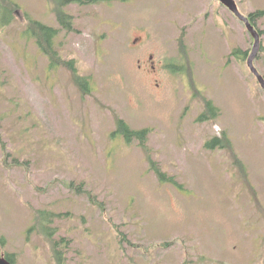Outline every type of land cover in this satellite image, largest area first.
Returning a JSON list of instances; mask_svg holds the SVG:
<instances>
[{
	"label": "rangeland",
	"instance_id": "obj_1",
	"mask_svg": "<svg viewBox=\"0 0 264 264\" xmlns=\"http://www.w3.org/2000/svg\"><path fill=\"white\" fill-rule=\"evenodd\" d=\"M0 8V256L58 264L47 210L67 264H264V89L243 21L217 0L71 3L67 25L53 0ZM30 20L59 30L56 65ZM208 100L219 113L201 121ZM119 119L148 130L143 144ZM214 137L225 147L207 148Z\"/></svg>",
	"mask_w": 264,
	"mask_h": 264
},
{
	"label": "trees",
	"instance_id": "obj_2",
	"mask_svg": "<svg viewBox=\"0 0 264 264\" xmlns=\"http://www.w3.org/2000/svg\"><path fill=\"white\" fill-rule=\"evenodd\" d=\"M96 1L97 0H53L56 6V13L58 15L59 21L65 25L69 23V20H68L69 16L67 12L64 11V8L68 4H71V3L86 4V3L96 2ZM0 10H2V8H0ZM6 13L8 15L5 19H2L1 23L3 24H9L12 21L11 12L6 11ZM248 16L250 18V21L256 27L257 20L264 16V10L253 12ZM30 21L31 22H30V27L28 29V33L30 34L31 37H37L38 42L41 45L42 49L46 53L50 54L53 66L56 65V63L59 62V58L57 56L58 52L54 49V39L59 33V30L51 26H48L42 22H39V21H34V20H30ZM259 32L261 34V31ZM241 52L239 50H234L233 55H236L237 57L241 58L240 56ZM67 65L72 69L74 78L77 84L82 88L84 92L88 93L91 89L90 79L78 75L77 68L75 67V62L73 60L67 62ZM218 113H219V109L213 104L211 100H208L206 103L205 112L201 114L199 119L201 121L207 120L211 117H215ZM116 132L118 134L123 135L125 139L129 142L132 141L133 139H138L143 144V142L147 138L148 130L132 129L125 120L119 119L117 123ZM224 143L225 142L223 141L222 138L214 137L206 143V147L210 149L223 148L225 147ZM153 167H154V170L157 172L159 179L162 182L171 183L177 188L183 189V186L173 176H169L166 172H163L161 168L155 166V164ZM55 216L57 215L50 211H47V210L40 211L39 219H38L39 224H40L39 229L41 230L40 232L46 235V237H48L49 240L51 241L50 243L52 244L54 256L58 264H67L65 261V249L68 247L69 241L65 237L55 238L56 233H57V228L52 226ZM6 257L12 263H14V260L13 258L10 257V255H6Z\"/></svg>",
	"mask_w": 264,
	"mask_h": 264
},
{
	"label": "water",
	"instance_id": "obj_3",
	"mask_svg": "<svg viewBox=\"0 0 264 264\" xmlns=\"http://www.w3.org/2000/svg\"><path fill=\"white\" fill-rule=\"evenodd\" d=\"M221 2L225 7H227L234 15H236L241 21L244 22L247 30L251 33V35L255 39V43L253 46V50L247 59V64L251 70V72L256 76L259 81L261 87L264 89V76L258 70L255 65V59L258 55V52L261 47V34L259 30L254 26V24L250 21L249 16L243 14L238 6L236 0H217ZM0 264H14L12 263L5 255L0 256Z\"/></svg>",
	"mask_w": 264,
	"mask_h": 264
},
{
	"label": "flooded vegetation",
	"instance_id": "obj_4",
	"mask_svg": "<svg viewBox=\"0 0 264 264\" xmlns=\"http://www.w3.org/2000/svg\"><path fill=\"white\" fill-rule=\"evenodd\" d=\"M152 57V56H151Z\"/></svg>",
	"mask_w": 264,
	"mask_h": 264
}]
</instances>
